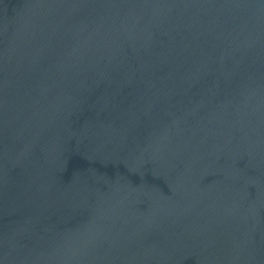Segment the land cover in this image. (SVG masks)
<instances>
[{
  "label": "water",
  "instance_id": "obj_1",
  "mask_svg": "<svg viewBox=\"0 0 264 264\" xmlns=\"http://www.w3.org/2000/svg\"><path fill=\"white\" fill-rule=\"evenodd\" d=\"M0 264H264V0H0Z\"/></svg>",
  "mask_w": 264,
  "mask_h": 264
}]
</instances>
